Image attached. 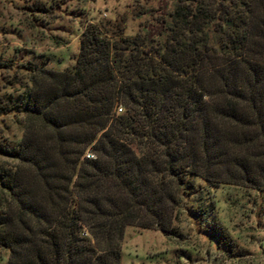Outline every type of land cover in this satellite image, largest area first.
<instances>
[{
  "label": "trees",
  "instance_id": "16d2710c",
  "mask_svg": "<svg viewBox=\"0 0 264 264\" xmlns=\"http://www.w3.org/2000/svg\"><path fill=\"white\" fill-rule=\"evenodd\" d=\"M162 1L133 36L86 25L72 68L26 65L0 99L22 130L0 125L6 264H121L127 227L173 232L199 183L264 193V0Z\"/></svg>",
  "mask_w": 264,
  "mask_h": 264
},
{
  "label": "rangeland",
  "instance_id": "374dc122",
  "mask_svg": "<svg viewBox=\"0 0 264 264\" xmlns=\"http://www.w3.org/2000/svg\"><path fill=\"white\" fill-rule=\"evenodd\" d=\"M166 4L162 0H0V99L16 89L11 83L27 77L26 65L57 71L72 68L86 25L123 20L127 35L133 36L156 16L143 11L164 9ZM16 120L13 115L0 116L11 141L22 135ZM198 187L200 192L180 200L173 232L127 227L121 264H264V193L234 185L199 183ZM8 256L0 248V264H6Z\"/></svg>",
  "mask_w": 264,
  "mask_h": 264
},
{
  "label": "built area",
  "instance_id": "2783aa9c",
  "mask_svg": "<svg viewBox=\"0 0 264 264\" xmlns=\"http://www.w3.org/2000/svg\"><path fill=\"white\" fill-rule=\"evenodd\" d=\"M123 111L122 107L118 108V113H121ZM87 156H92L91 154H88Z\"/></svg>",
  "mask_w": 264,
  "mask_h": 264
}]
</instances>
